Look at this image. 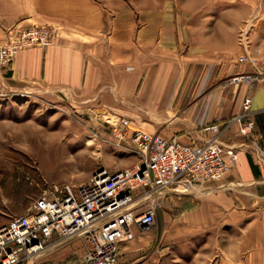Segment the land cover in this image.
Wrapping results in <instances>:
<instances>
[{"label": "crops", "instance_id": "1", "mask_svg": "<svg viewBox=\"0 0 264 264\" xmlns=\"http://www.w3.org/2000/svg\"><path fill=\"white\" fill-rule=\"evenodd\" d=\"M141 5L138 0H0V46L9 28L55 30L48 47L21 50L0 70V92L96 100L110 115L128 119L131 130L177 135L182 143H202L209 134L198 127L235 116L247 96L254 121L250 138L264 153V67L228 65L224 77H261L222 92L212 77L205 88L203 66L233 61L238 56L234 41L220 42L213 25L202 32L201 26L184 22L182 10L178 16L172 4L150 0ZM257 56L264 61L263 37ZM221 140L238 154L222 180L203 184L193 194L164 198L147 235L133 223L128 227L127 218L105 228L109 238L121 242L116 264L170 259L264 264V164L236 126ZM76 240L33 264H75L79 252L68 246Z\"/></svg>", "mask_w": 264, "mask_h": 264}, {"label": "built area", "instance_id": "2", "mask_svg": "<svg viewBox=\"0 0 264 264\" xmlns=\"http://www.w3.org/2000/svg\"><path fill=\"white\" fill-rule=\"evenodd\" d=\"M6 35L0 46V70L9 66L17 52L48 47L55 36L47 26L15 27ZM240 80L252 82L247 76H233L228 82ZM129 126L128 119H118L114 137L123 141ZM231 126H236L237 135L249 141L264 164V153L250 138L254 121L247 96L235 116L198 127L200 133L209 134L202 143H182L177 135L133 129L128 140L138 159L131 167L112 173L100 169L86 184L54 189L50 197H38L24 213L0 227V264H33L75 239L87 245L82 264H116L118 242L107 236L105 228L131 217L139 231H147L155 224L161 200L193 194L203 184L222 180L238 159L235 148L221 140Z\"/></svg>", "mask_w": 264, "mask_h": 264}, {"label": "rangeland", "instance_id": "3", "mask_svg": "<svg viewBox=\"0 0 264 264\" xmlns=\"http://www.w3.org/2000/svg\"><path fill=\"white\" fill-rule=\"evenodd\" d=\"M126 1L129 0H124ZM138 1L140 6L142 1L150 2ZM154 1L156 4L158 2L172 4V10L174 13L176 11L178 16L181 9L182 20L184 22L187 20L193 27L201 26L202 32L208 31L209 25H213L220 42L234 41L238 56L233 61L225 63L220 61L218 66L207 62L203 66L202 82L205 88L212 77V85L221 92L230 87L238 90L244 87V81L229 83L233 76L224 77L223 71L228 65L246 64L253 69L264 67V61L257 56L260 38H264V0ZM215 69L217 71L214 75L211 71ZM238 76H247L252 82L256 81V77H261L259 74ZM106 111L96 100L56 97L41 93L0 92L2 226L10 217L25 212L38 197L42 195L50 197L54 189L64 185L76 188L78 185L86 184L97 170L104 169L112 173L131 167L137 161V154L128 140L133 126L130 124L123 141H118L112 129L121 117L110 115ZM164 201L161 200L157 212L163 207ZM156 217L157 215L155 226ZM127 218L132 221L131 217ZM130 225L132 222L128 227ZM127 232L126 226L124 233ZM148 233L149 230L142 234ZM68 247L73 253L79 252L75 257V264H82L81 258L86 252V243L77 239ZM45 257L40 256L36 262ZM164 264L181 263L170 259Z\"/></svg>", "mask_w": 264, "mask_h": 264}]
</instances>
